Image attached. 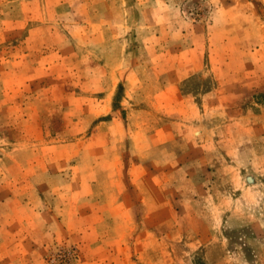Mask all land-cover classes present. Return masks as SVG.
Returning <instances> with one entry per match:
<instances>
[{
	"label": "rangeland",
	"instance_id": "1",
	"mask_svg": "<svg viewBox=\"0 0 264 264\" xmlns=\"http://www.w3.org/2000/svg\"><path fill=\"white\" fill-rule=\"evenodd\" d=\"M0 264H264V0H0Z\"/></svg>",
	"mask_w": 264,
	"mask_h": 264
}]
</instances>
